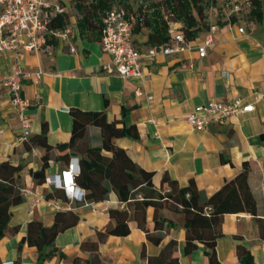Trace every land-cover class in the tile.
Here are the masks:
<instances>
[{"label": "crops", "instance_id": "crops-1", "mask_svg": "<svg viewBox=\"0 0 264 264\" xmlns=\"http://www.w3.org/2000/svg\"><path fill=\"white\" fill-rule=\"evenodd\" d=\"M235 17L236 22L228 15L219 18L221 22L214 34L216 44L207 56L200 57L194 49L180 55L159 54L152 64L145 65L144 76L129 78L105 72L103 63L110 56L103 51L101 39L82 35L76 20L68 38H59L56 44L38 52H23L26 70L41 68L45 72L39 84L26 80L23 87V94L30 101L27 113L31 117V136L40 135L46 122L47 140L55 146L71 139V108L106 111L109 121L120 119L126 109V124L135 125L139 137H118L113 142L124 148L144 170L154 172L155 189L169 191V184L164 181L167 175L180 186L196 185L202 195L210 197L240 174L248 162L249 183L259 214L264 216V141L261 138L264 133V32L255 34L246 28L243 16ZM224 21L228 23L222 25ZM150 31L144 28L134 34L135 45L141 51L154 46L147 42ZM207 32H202L199 38ZM11 60V54L0 53V79L8 74ZM237 99L254 104V110L234 114L224 123H210L203 128H195L186 121L187 114L199 105L211 100L231 103ZM20 134L21 122L10 93L1 87L0 161L8 160L15 166L23 164L20 182L32 192L11 208L10 226L19 229L1 239L0 264L5 260L36 264L38 248L27 242L19 248V244L27 235L30 221L52 225L60 210L67 211L57 207L56 201L62 206L69 204L78 221L60 232L55 240L58 251L65 256L57 252L44 264H75L77 258L87 260L96 252L90 242L99 240L98 231L117 224V213L112 216L111 211L124 209L131 216L128 220L131 231L110 234L99 242L103 264H210L205 243L197 240L198 247L190 253L186 251L184 213L170 204L158 210L151 205L142 214L136 202L121 201L114 190L101 201L69 202L63 189H53L46 182L38 183L31 170L42 166L46 150L36 146L35 153L29 151L27 143L19 139ZM88 138L91 145H101V128L90 125ZM51 155L47 176L68 168L55 151ZM39 195L45 199L37 200ZM157 213L158 218L164 215L173 219L177 226L169 227L165 223L157 228ZM222 232L216 245L222 264H239L238 245L252 252L256 264H264V239L255 216L248 212L225 213Z\"/></svg>", "mask_w": 264, "mask_h": 264}, {"label": "trees", "instance_id": "trees-1", "mask_svg": "<svg viewBox=\"0 0 264 264\" xmlns=\"http://www.w3.org/2000/svg\"><path fill=\"white\" fill-rule=\"evenodd\" d=\"M116 0H76L75 8L79 17L77 26L82 35L102 38L103 18L106 12L115 5ZM216 0H161L153 3V8L147 4L134 7V1H123L124 7L133 10L138 16V21L133 27L134 33L150 28L148 44L160 46L170 38V22L182 23L181 29L187 38L194 40L204 31H209L210 23L207 22V9ZM257 23L264 22L263 0H252V7L247 13ZM236 14L229 18L236 22ZM244 17V15H241ZM229 21V20H226ZM224 21L222 25L228 23ZM220 23V19L216 20ZM70 23L68 12L57 14L49 23L51 30H65ZM58 39L49 36L47 42L56 44ZM73 130L69 142L52 145L47 140L48 125L43 123L40 135L31 136L26 141L29 151L36 146L45 148L42 166L38 170H31L33 178L38 183L45 182L46 171L50 167L52 151L57 157L67 163L71 161V153L79 154L80 173L76 175L78 186L86 190V198L101 201L107 198L109 192H117L121 201H134L137 208L144 214L146 208L155 206L158 210L164 205L174 206L184 213L185 227L187 229L186 251L192 252L198 247L197 240L205 243L206 254L210 264H222L217 256V238L222 232V221L225 213L248 212L259 221L261 235L264 239V216H260L257 199L249 183V164L245 162L244 170L233 180L227 182L222 189L208 197L202 195L196 185L180 186L167 175L164 181L169 184V191L163 192L155 189L153 184L154 172L144 170L135 163L124 148L117 146L113 139L118 137L138 138L139 131L135 125H127L125 121L126 109L122 117L109 121L106 111L83 110L71 108ZM95 125L101 128L103 142L99 146L90 144L88 128ZM264 141V133L261 135ZM111 153V154H107ZM23 164L17 166L10 161H0V241L8 234L16 232L19 227H11V208L24 201L23 185L20 174ZM17 175L16 179L14 177ZM53 192L48 196H52ZM66 197V196H65ZM117 213V224L114 227L99 230V240L90 242L94 250L87 260L77 258L75 264H103L98 252V244L110 234H128L131 229L128 224L129 210H112L111 215ZM156 217V227L162 228L166 223L169 227L177 226L173 219L162 215ZM78 221V217L71 210H60L52 225H45L42 221L32 220L28 223L27 235L22 239L19 248L25 242L38 248L36 264L52 258L57 252L64 257L63 252L55 246L57 235ZM144 227V225L141 223ZM86 246V244H83ZM239 264H256L252 252L242 245H238Z\"/></svg>", "mask_w": 264, "mask_h": 264}, {"label": "built area", "instance_id": "built-area-1", "mask_svg": "<svg viewBox=\"0 0 264 264\" xmlns=\"http://www.w3.org/2000/svg\"><path fill=\"white\" fill-rule=\"evenodd\" d=\"M219 0L212 2L207 9V22L210 23L209 31L202 38L190 40L181 29L179 22H170V38L160 46H149L146 51H141L134 42L133 27L138 21V16L133 10L123 6L114 5L106 12L103 18L101 44L103 51L110 59L103 63L107 74H119L125 78L144 76V67L152 64L159 54L180 55L188 50H196L200 57L208 55L209 49L215 46L214 34L217 30L216 20L219 14L217 6ZM222 6L227 8V15H244L252 7V0H220ZM67 12L58 0H0V53L12 55L9 71L0 79V88L4 87L11 96L21 122L19 139L26 142L31 137V117L27 113L30 106L29 99L23 94L26 80L39 84L44 75V70L36 68L26 70L24 51H40L48 47L49 36L56 39L68 38L71 33L72 23L65 30H51L50 21L59 13ZM220 15V14H219ZM244 31V27H240ZM75 50L74 47L71 48ZM140 94L141 92L138 91ZM254 104H244L241 99L231 103L211 100L207 104L199 105L193 112L186 116V121L195 128H203L210 123H224L234 115L254 110ZM36 148H32L35 153ZM80 159L73 157L68 168L61 173L48 175L45 182L53 189H63L69 202L86 201V190L76 183V175L80 173ZM24 195H30L32 190L23 187ZM45 199L43 195L37 200ZM60 209H69V204L62 206L56 201ZM63 207V208H62ZM3 264H15L14 260H5Z\"/></svg>", "mask_w": 264, "mask_h": 264}, {"label": "rangeland", "instance_id": "rangeland-1", "mask_svg": "<svg viewBox=\"0 0 264 264\" xmlns=\"http://www.w3.org/2000/svg\"><path fill=\"white\" fill-rule=\"evenodd\" d=\"M58 1L66 8L69 14L71 23L75 25V21L79 17L78 13L76 12V8H75L76 0H58ZM123 1L124 0H116L115 5L124 7ZM132 1H134V7H138L140 4H143V5L147 4L149 7L153 8L154 6L152 4L158 1H161V0H132ZM263 4H264V0H263ZM217 6L219 8L220 15L218 14L217 17H214V20L227 17V13L225 10L226 7L222 6V2L220 0L218 1ZM243 19H244V24L248 30H252L257 35H260L264 32V22L257 23L256 20L253 17H251L250 14H247V13H244Z\"/></svg>", "mask_w": 264, "mask_h": 264}, {"label": "water", "instance_id": "water-1", "mask_svg": "<svg viewBox=\"0 0 264 264\" xmlns=\"http://www.w3.org/2000/svg\"><path fill=\"white\" fill-rule=\"evenodd\" d=\"M72 155H73V157H78L77 154H75V153H73Z\"/></svg>", "mask_w": 264, "mask_h": 264}]
</instances>
